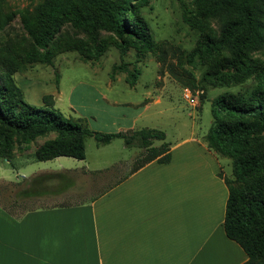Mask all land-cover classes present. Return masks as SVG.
Instances as JSON below:
<instances>
[{
	"label": "rangeland",
	"instance_id": "rangeland-1",
	"mask_svg": "<svg viewBox=\"0 0 264 264\" xmlns=\"http://www.w3.org/2000/svg\"><path fill=\"white\" fill-rule=\"evenodd\" d=\"M42 1L0 0V75L5 70L6 57L24 61L21 70L12 77L19 74L14 81L21 87L25 102L42 105L43 101H36V95L38 100L40 93L52 94L48 90L57 84L61 93L52 94L54 106L64 116L81 118L92 130L117 132L148 127L164 131L175 165L181 170L182 193H186L188 187L182 174L196 155L208 164L210 180L215 163L209 156L217 157L216 176L220 172L221 177H218L222 179L234 178L231 158L215 154L206 146L205 134L212 122L210 105L220 94L245 99L251 91L262 89L264 50L250 53L243 68H239V63H234L225 50L203 56L200 41L204 37L214 42L219 40L217 18L208 20L205 27L200 28L194 24V0H135L134 9L148 30V47L135 46L132 38L125 36L121 40L107 30L84 31L67 22L54 37L51 61H28L25 52L31 43L23 21L35 22L36 8ZM106 1L116 3L118 0ZM87 9L89 7L81 6L83 17H102L95 8L88 12ZM124 20L128 21L129 17ZM95 48L101 50L97 57L92 56ZM133 74H137L136 82L130 85ZM112 117L116 119L115 124L104 122ZM50 136L52 134L30 142L28 150L19 151V146L15 145L10 164L0 158V200L10 210L19 213L89 200L130 172L143 151L126 147L120 138L97 146L92 137H87L85 160L68 156H60L59 162L54 158L34 160L33 149ZM188 138L193 141L175 149L177 143ZM160 142L155 140L153 144ZM260 142L264 143V137ZM198 149H204L209 158L197 153ZM101 161L103 164L99 163ZM59 166L73 169L62 171L63 177L58 180L52 178L43 185L39 181L36 186L32 183L33 177L57 172L51 170ZM17 172L28 176L17 182ZM24 187L30 191L18 195ZM219 257H222L220 253Z\"/></svg>",
	"mask_w": 264,
	"mask_h": 264
},
{
	"label": "trees",
	"instance_id": "trees-1",
	"mask_svg": "<svg viewBox=\"0 0 264 264\" xmlns=\"http://www.w3.org/2000/svg\"><path fill=\"white\" fill-rule=\"evenodd\" d=\"M134 1L43 0L36 8L35 22L23 21L31 43L25 52L26 60L50 62L54 37L67 22L84 31L107 30L121 40L125 36L132 38L135 46L148 47L146 23L134 9ZM194 4L196 26L203 28L213 18L220 22L219 40L214 42L204 37L200 41L201 55L225 50L233 62L243 68L250 53L264 50V0H194ZM83 5L89 7L87 12L95 8L102 17H83ZM126 16L128 21L124 20ZM100 53L101 50L95 48L92 56L97 57ZM23 63L21 58L16 60L13 56L3 61L5 70L0 75V158L11 161L15 145L19 146V151L28 150L30 142L52 134L35 146L32 152L34 160L45 161L60 156L83 160L87 137H92L97 146L120 138L126 147L142 149L136 166L130 172L150 161L167 163L170 160V146L162 130L143 127L117 132L95 131L81 122V118L64 116L54 106L52 94L43 95L40 106L28 104L23 100L21 87L12 77L13 73L21 70ZM261 73L262 89L251 91L247 98L220 94L212 100V122L205 134L209 150L232 160L234 178H223L227 198L222 227L226 237L238 244L246 255L240 264H264V143L260 142L264 137V68ZM136 78L137 74H133L129 84H135ZM155 140L161 141L160 144L154 145ZM60 176L63 177L62 171L36 176L31 181L35 186L39 181L43 185L44 181L58 180ZM218 176L221 177L220 172ZM29 191L21 188L18 195Z\"/></svg>",
	"mask_w": 264,
	"mask_h": 264
},
{
	"label": "crops",
	"instance_id": "crops-1",
	"mask_svg": "<svg viewBox=\"0 0 264 264\" xmlns=\"http://www.w3.org/2000/svg\"><path fill=\"white\" fill-rule=\"evenodd\" d=\"M48 93L59 94L61 88L56 84ZM45 94L38 100L36 95V101L42 103ZM104 122L115 124L116 119ZM192 141L185 139L175 149ZM197 153L215 163L212 178L208 164L193 156L182 174L186 193L170 148L167 163L150 161L89 200L19 213L0 200V264L242 263L245 253L222 227L227 188L216 176L217 157H208L204 149ZM58 158L54 159L59 162ZM200 165L206 166V179L196 170ZM68 169L73 167L59 166L51 172ZM27 176L18 173L16 181Z\"/></svg>",
	"mask_w": 264,
	"mask_h": 264
},
{
	"label": "bare ground",
	"instance_id": "bare-ground-1",
	"mask_svg": "<svg viewBox=\"0 0 264 264\" xmlns=\"http://www.w3.org/2000/svg\"><path fill=\"white\" fill-rule=\"evenodd\" d=\"M199 170L198 171V174L201 176L202 179H206V174H205V171H206V166L204 165H200L198 167H196V170Z\"/></svg>",
	"mask_w": 264,
	"mask_h": 264
},
{
	"label": "built area",
	"instance_id": "built-area-1",
	"mask_svg": "<svg viewBox=\"0 0 264 264\" xmlns=\"http://www.w3.org/2000/svg\"><path fill=\"white\" fill-rule=\"evenodd\" d=\"M185 96H186L187 98H189V93H186Z\"/></svg>",
	"mask_w": 264,
	"mask_h": 264
}]
</instances>
